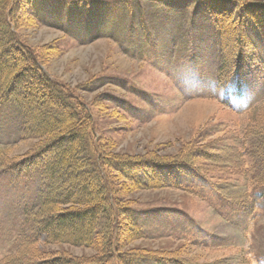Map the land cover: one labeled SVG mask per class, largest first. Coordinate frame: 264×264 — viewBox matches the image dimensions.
Returning <instances> with one entry per match:
<instances>
[{
	"label": "rangeland",
	"instance_id": "1",
	"mask_svg": "<svg viewBox=\"0 0 264 264\" xmlns=\"http://www.w3.org/2000/svg\"><path fill=\"white\" fill-rule=\"evenodd\" d=\"M75 1L44 0L48 25L24 21L21 33L60 85L93 106L94 127L113 152L167 157L193 143L224 160L232 154L215 146H227L245 161L239 169L205 155L192 157L225 189L224 196H244L252 209L224 201L204 186L199 189L200 182L190 191L130 188L124 198L141 210L146 232L123 249L165 250L191 264H264V197H251L255 189H264V166L255 156L254 137L243 139L254 127L264 131V106L250 113L264 103L259 34L248 22L261 62L252 66L255 74L245 76L244 93L233 98L216 87L218 46L201 2L195 12L196 0ZM35 142L22 136L19 112L7 101L0 111V143L14 145L11 154L20 156ZM21 181L10 183L9 175L0 181V259L15 249L22 202L37 188ZM181 181L191 182L188 177ZM40 250L95 255L92 248L60 243L42 244Z\"/></svg>",
	"mask_w": 264,
	"mask_h": 264
},
{
	"label": "trees",
	"instance_id": "2",
	"mask_svg": "<svg viewBox=\"0 0 264 264\" xmlns=\"http://www.w3.org/2000/svg\"><path fill=\"white\" fill-rule=\"evenodd\" d=\"M196 1L195 12L201 2L213 24L219 60L216 87L233 98L240 97L247 86L245 76L255 74L252 66L261 62L248 22L264 41V0ZM42 2L0 0V111L7 101L13 103L21 118L22 136L36 141L20 156L11 154L14 145L0 143V181L9 175L10 183L27 180L37 187L32 198L22 202L23 220L15 249L3 256L0 264H191L165 250L123 249L146 232L141 210L124 198L126 192L130 188L190 191L200 182L196 184L199 189L204 186L224 201L252 209L244 196H224L225 189L212 182L192 157L205 155L239 169H244L245 161L227 146H215L233 155L224 160V156H210L204 147H193V143L190 149L167 157L113 152L103 133L94 127L97 113L93 106L60 85L48 72L40 52L24 40L20 29L24 21L49 23ZM263 106V102L254 106L250 113ZM248 137H254L255 156L264 166V131L254 127L243 139ZM177 174L191 182L183 183ZM251 197H264V189H255ZM59 243L92 248L95 255L40 250L42 244Z\"/></svg>",
	"mask_w": 264,
	"mask_h": 264
}]
</instances>
